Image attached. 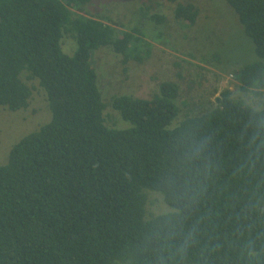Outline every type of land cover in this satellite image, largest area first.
<instances>
[{"label": "trees", "instance_id": "16d2710c", "mask_svg": "<svg viewBox=\"0 0 264 264\" xmlns=\"http://www.w3.org/2000/svg\"><path fill=\"white\" fill-rule=\"evenodd\" d=\"M91 1L0 0V106L27 107L37 81L51 111L0 164V264H264V99L224 90L173 121L179 87L164 81L149 98L112 96L131 125L106 124L93 50L142 61L148 43L73 11ZM167 1L196 23L193 2ZM225 1L260 58L235 72L239 88L264 89V0ZM146 189L171 211H146Z\"/></svg>", "mask_w": 264, "mask_h": 264}, {"label": "rangeland", "instance_id": "374dc122", "mask_svg": "<svg viewBox=\"0 0 264 264\" xmlns=\"http://www.w3.org/2000/svg\"><path fill=\"white\" fill-rule=\"evenodd\" d=\"M180 1L193 2L199 10L196 23L191 27L176 21L172 12L174 4L167 0H92L73 9L80 15L103 20L113 26L118 35L137 26L139 34L148 43L142 45L147 48L142 61L129 53L117 54L113 45L93 50L97 85L106 104L103 116L110 117L106 124L114 125V128L131 125L111 107L112 96L131 94L149 98L164 81L175 82L179 87L175 100L179 113L173 121L213 106L224 90L230 91L233 98L252 105L264 99V89L242 92L235 77V72L243 65L260 60L235 11L225 0ZM143 12L160 14L165 19L157 23L143 16ZM61 48L72 55L76 42L65 35L61 39ZM32 84L27 107L13 111L0 106V164L7 161L11 147L22 136L51 118L45 91L37 81ZM146 190V211L157 214L171 211L162 194Z\"/></svg>", "mask_w": 264, "mask_h": 264}, {"label": "clouds", "instance_id": "9594fccd", "mask_svg": "<svg viewBox=\"0 0 264 264\" xmlns=\"http://www.w3.org/2000/svg\"><path fill=\"white\" fill-rule=\"evenodd\" d=\"M257 127H259V123L257 122Z\"/></svg>", "mask_w": 264, "mask_h": 264}]
</instances>
